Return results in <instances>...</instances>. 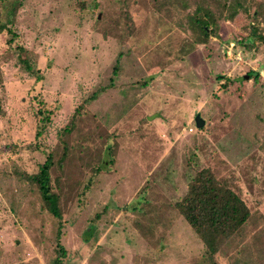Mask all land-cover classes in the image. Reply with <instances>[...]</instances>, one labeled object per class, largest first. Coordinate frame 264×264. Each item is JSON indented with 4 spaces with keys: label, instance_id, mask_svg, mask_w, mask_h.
<instances>
[{
    "label": "rangeland",
    "instance_id": "obj_1",
    "mask_svg": "<svg viewBox=\"0 0 264 264\" xmlns=\"http://www.w3.org/2000/svg\"><path fill=\"white\" fill-rule=\"evenodd\" d=\"M177 2L0 0V264H264V0L203 44ZM200 169L250 214L210 259L174 208Z\"/></svg>",
    "mask_w": 264,
    "mask_h": 264
},
{
    "label": "trees",
    "instance_id": "obj_2",
    "mask_svg": "<svg viewBox=\"0 0 264 264\" xmlns=\"http://www.w3.org/2000/svg\"><path fill=\"white\" fill-rule=\"evenodd\" d=\"M178 6L183 10L189 6L186 0H178ZM228 0H193V9L186 14L187 28L191 31L194 42L203 44L208 37L216 35V18L227 12L228 16L237 13L238 8L245 11L235 1ZM6 13V22H10L11 13ZM6 30V25L0 23V32ZM7 33L10 31L7 29ZM255 35L252 29L251 36ZM264 40V38H261ZM25 69H29L25 59L20 61ZM256 79L257 75H254ZM43 116L41 111L36 112ZM45 118H41L43 120ZM42 125V123H41ZM52 159L47 154L38 167L35 175L28 181L35 187L41 207L51 218L57 220L60 226V214L57 207L58 198L51 191L49 170ZM96 172L98 170L96 169ZM175 210L201 241L205 255L210 259L219 246L233 236L247 221L250 214L243 201L230 189L219 185L208 169H200L188 180L186 191L181 199L174 204ZM59 230L56 231L58 237ZM53 257L47 264H63L65 252L56 242Z\"/></svg>",
    "mask_w": 264,
    "mask_h": 264
},
{
    "label": "water",
    "instance_id": "obj_3",
    "mask_svg": "<svg viewBox=\"0 0 264 264\" xmlns=\"http://www.w3.org/2000/svg\"><path fill=\"white\" fill-rule=\"evenodd\" d=\"M194 121H195V127L197 129L203 126V121L198 116L195 117Z\"/></svg>",
    "mask_w": 264,
    "mask_h": 264
},
{
    "label": "built area",
    "instance_id": "obj_4",
    "mask_svg": "<svg viewBox=\"0 0 264 264\" xmlns=\"http://www.w3.org/2000/svg\"><path fill=\"white\" fill-rule=\"evenodd\" d=\"M188 132L190 133L191 132V129H188Z\"/></svg>",
    "mask_w": 264,
    "mask_h": 264
}]
</instances>
